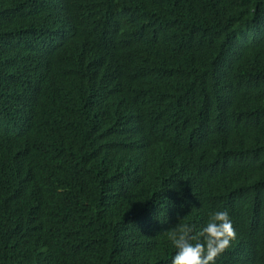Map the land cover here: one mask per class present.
Returning a JSON list of instances; mask_svg holds the SVG:
<instances>
[{
  "label": "trees",
  "instance_id": "1",
  "mask_svg": "<svg viewBox=\"0 0 264 264\" xmlns=\"http://www.w3.org/2000/svg\"><path fill=\"white\" fill-rule=\"evenodd\" d=\"M143 15L130 62L112 67L117 111L107 136L62 160L30 151L27 182L0 207V264H171L166 231H199L226 210L236 238L215 264H264V0H131ZM0 35L27 30L0 0ZM111 55L107 43L94 45ZM44 77L47 63L28 61ZM19 66L0 79L12 113ZM84 86L101 79L78 64ZM160 106L134 117L153 139L140 182L120 161L141 92Z\"/></svg>",
  "mask_w": 264,
  "mask_h": 264
},
{
  "label": "clouds",
  "instance_id": "2",
  "mask_svg": "<svg viewBox=\"0 0 264 264\" xmlns=\"http://www.w3.org/2000/svg\"><path fill=\"white\" fill-rule=\"evenodd\" d=\"M27 32L0 35V79L22 68L16 93V107L8 113L0 103V207L11 200L10 187L27 182L21 167L30 151L43 161L62 160L69 152L88 148L107 136L117 111V89L112 67L116 54L125 52L130 62L141 33L134 28L143 20L131 0H4ZM107 43L110 56L98 54L94 45ZM47 63L44 77L27 63ZM78 64L97 67L101 79L84 86ZM157 91L149 87L137 98L131 115L130 133L123 144L120 161L128 163L137 180L154 151L152 137L134 122L160 106ZM176 252L171 264H215L236 238L226 210L209 214L198 232L187 223L166 231Z\"/></svg>",
  "mask_w": 264,
  "mask_h": 264
},
{
  "label": "bare ground",
  "instance_id": "3",
  "mask_svg": "<svg viewBox=\"0 0 264 264\" xmlns=\"http://www.w3.org/2000/svg\"><path fill=\"white\" fill-rule=\"evenodd\" d=\"M1 6V5H0Z\"/></svg>",
  "mask_w": 264,
  "mask_h": 264
}]
</instances>
